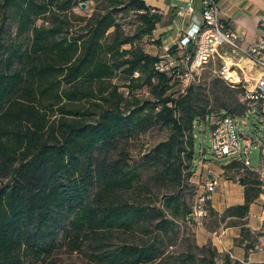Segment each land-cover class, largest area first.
I'll return each mask as SVG.
<instances>
[{
    "label": "trees",
    "instance_id": "1",
    "mask_svg": "<svg viewBox=\"0 0 264 264\" xmlns=\"http://www.w3.org/2000/svg\"><path fill=\"white\" fill-rule=\"evenodd\" d=\"M85 1L0 2V10L10 7L16 25L15 35L5 39L0 24V264H57L51 252L60 233L80 250L114 231L143 237L157 231L159 237L178 216L193 226L182 188L194 172L197 122L213 113L237 119L260 111L245 99L242 84L213 67L209 94L196 82L178 89L177 74L157 69L161 58L135 42L162 19L145 0H93V12L74 21L70 11ZM123 7L136 14L134 34L117 20ZM118 73L126 78V96L112 82ZM144 88L149 96L137 93ZM157 125L171 130L168 139L134 162L132 141ZM256 175L245 176L244 203L225 214L247 215L262 191ZM152 182L168 192L162 207L142 197ZM208 207L210 213V202ZM158 237L94 252L93 260L162 264ZM192 247L213 258L219 253L195 241ZM226 259L231 262L228 254ZM180 263L195 260L187 256Z\"/></svg>",
    "mask_w": 264,
    "mask_h": 264
},
{
    "label": "rangeland",
    "instance_id": "2",
    "mask_svg": "<svg viewBox=\"0 0 264 264\" xmlns=\"http://www.w3.org/2000/svg\"><path fill=\"white\" fill-rule=\"evenodd\" d=\"M4 4V0H0ZM84 4V5H83ZM95 7L93 0H86L80 4L73 7L70 11L69 16L76 21L77 16H89ZM9 6L6 5L0 10V24L4 28L3 37L5 39H10L11 36H14L16 33V25L13 20L8 16ZM117 20L122 25V28L125 33L134 34L136 27L138 25V19L136 14L133 11H128L124 7L117 12ZM42 20H38L37 24H41ZM75 22H72V27L69 29L71 35L76 34L78 27L73 25ZM137 44H140L145 51L148 53L164 56L166 51L162 47L161 39L155 37L154 31L151 35H145L140 40L135 41ZM125 48H129L130 45H125ZM172 54V53H171ZM182 54L181 51H176V54H172L175 57ZM212 65H208L200 70V73L191 81L200 84L201 88L205 90V94H209L210 87L213 82V75L210 73ZM112 82L119 85V90L124 92L125 96L127 94V83L126 78L122 73H118L112 79ZM186 86V82H180L178 89H183ZM137 93L142 96H149L146 88L137 90ZM211 108L213 105L211 104ZM218 118L216 113L210 114L204 119H200L197 122L196 127V158L194 161V172L196 168H201L203 163L209 164L210 166H219L222 164H227L232 160L231 157H225L222 159H216L212 155L211 149V128L212 123ZM238 126L241 130V145L244 146V137H250L253 139L264 140V114L260 111H252L248 113L245 117L237 118ZM171 130L165 126H153L147 132L140 134L130 145V155L131 158L136 162L141 160L142 156L149 152L156 144L159 142L168 139ZM244 157H247L244 154ZM248 157L250 158L252 167L260 166V150L258 148H251ZM192 173L189 179H185L183 182L182 193L185 196L186 200L192 205L196 194H197V185L194 182L197 175ZM242 172V171H241ZM147 174L144 173V177ZM201 177V175H198ZM256 178L260 180L264 185V180L260 179L259 175H256ZM145 192L142 193V197L147 203L151 205H157L162 207L165 202V187L160 183H150L149 186L145 188ZM132 195V194H131ZM134 197V196H133ZM168 217L171 218L168 212ZM158 237V232L154 231L147 237H143L140 234L123 231H114L109 235L108 238L100 241L96 239L86 242L82 249L73 250L67 242L64 241L62 233L59 234L57 239L56 247L52 250V257L57 264H97L93 260L94 252H101L103 250H118L124 245H136L141 244L144 241L152 242L154 238ZM195 241V233L193 226H191L185 218L181 216L176 217L173 220V224H170L166 231H163L160 236L156 239L159 251L162 253V258L164 259L162 264H181V260H185L186 257L190 256L195 260V264H246L242 261L232 258L231 262H226L225 252H219L214 258L206 250L202 251L200 249L193 248L192 245ZM256 235L250 233H242L241 237L236 240L238 244L245 243L251 245L254 250H256L257 243ZM196 243V242H195ZM102 244V245H101ZM156 264V263H154Z\"/></svg>",
    "mask_w": 264,
    "mask_h": 264
},
{
    "label": "built area",
    "instance_id": "3",
    "mask_svg": "<svg viewBox=\"0 0 264 264\" xmlns=\"http://www.w3.org/2000/svg\"><path fill=\"white\" fill-rule=\"evenodd\" d=\"M194 1L188 0L180 13L185 11L192 15L195 10ZM199 2L201 19L192 20L189 28L178 34L177 42L164 48L166 53L160 56L161 60L156 68L169 74H177L181 82H186L188 86L201 69L211 64L214 72L225 80L242 84L245 99L257 105L264 114V59L258 56V53L264 51V21L260 23L263 32L261 44L243 48L241 36L229 28L222 18L217 0ZM174 45L182 53L176 57L171 54ZM243 60H248L252 68L247 70L242 65ZM240 138L241 130L236 118L223 116L215 120L211 128L213 157L240 160L264 180V140L244 137L242 147ZM251 148L260 150V166L257 168H251L248 157ZM217 184L215 178L207 179L203 190L196 195L191 205V215L199 223L209 215L208 204Z\"/></svg>",
    "mask_w": 264,
    "mask_h": 264
},
{
    "label": "crops",
    "instance_id": "4",
    "mask_svg": "<svg viewBox=\"0 0 264 264\" xmlns=\"http://www.w3.org/2000/svg\"><path fill=\"white\" fill-rule=\"evenodd\" d=\"M145 1L147 5L162 14L154 34L157 39H161L163 48L176 43L178 34L185 32L192 20L201 19L199 0L194 1L195 10L192 15L185 11L180 13L188 0ZM217 2L227 26L241 36L243 48L261 44L263 32L260 23L264 21V0H217ZM258 56L264 59V51L258 53ZM242 65L247 70L252 68L248 60H243ZM233 161L237 163L231 165ZM242 166H244L242 161L232 159L227 164L210 166L203 163L201 168H196L194 174L197 177L194 182L197 185V194L203 190L209 178H215L218 184L211 197L212 211L208 217L202 223L191 218L195 242L199 246L210 245L219 252H225L246 264H262L264 263V185H261L262 191L250 204L245 217L225 214L228 208L243 204L245 201V176L246 179L249 178V172L253 170ZM251 168L257 167L251 166ZM243 221L246 223L243 224ZM243 228H247L250 234L256 235V250L251 245L247 248V244L236 242L241 237Z\"/></svg>",
    "mask_w": 264,
    "mask_h": 264
},
{
    "label": "water",
    "instance_id": "5",
    "mask_svg": "<svg viewBox=\"0 0 264 264\" xmlns=\"http://www.w3.org/2000/svg\"><path fill=\"white\" fill-rule=\"evenodd\" d=\"M84 5V4H83ZM243 180H241V182H242ZM191 218L193 219V216L191 215Z\"/></svg>",
    "mask_w": 264,
    "mask_h": 264
}]
</instances>
